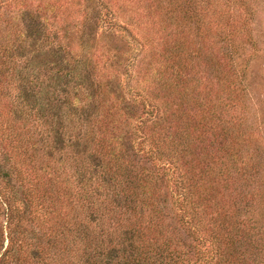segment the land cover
Wrapping results in <instances>:
<instances>
[{
    "label": "trees",
    "instance_id": "obj_1",
    "mask_svg": "<svg viewBox=\"0 0 264 264\" xmlns=\"http://www.w3.org/2000/svg\"><path fill=\"white\" fill-rule=\"evenodd\" d=\"M150 1L165 11L154 40L172 47L163 43L168 57H154L136 96L122 88L118 63L91 64L93 39L84 33L79 57L66 53L47 89L20 93L5 129L0 123V264H192L197 246L198 264H264L244 254L261 256L263 236L239 226L240 212L231 216L217 193L219 178L252 162L232 114L242 101L236 67L211 57L222 53L214 42L224 35L221 17L195 0L194 15L187 0ZM197 37L200 70H193L176 60ZM210 131L221 148L202 186L182 168L192 164L196 135ZM184 233L202 244L192 247Z\"/></svg>",
    "mask_w": 264,
    "mask_h": 264
},
{
    "label": "rangeland",
    "instance_id": "obj_2",
    "mask_svg": "<svg viewBox=\"0 0 264 264\" xmlns=\"http://www.w3.org/2000/svg\"><path fill=\"white\" fill-rule=\"evenodd\" d=\"M217 1L221 5L215 6ZM191 2L193 5L192 0L185 2L187 8L191 7ZM195 2L210 5L208 8L214 7V11L221 17L220 25L224 28V35L214 36V42L218 47L217 50L224 54L216 53L218 51L214 49L211 57L218 56L220 59L223 56V59L234 63L236 67L240 79L237 87L242 90V101L232 110V114L235 115L234 125L242 136L241 153L245 159L252 158V162L247 165L238 163L236 168L239 173L230 180L222 175L223 177L219 178L217 193H222L224 202L231 206V210L229 209L231 216L240 212L237 221L239 226L246 225V228H252L254 234L262 239V236L264 238V0H195ZM146 6L150 9L144 8ZM189 10L191 15L195 14V11L190 8ZM164 14L165 11L157 10L156 5L150 0H0V115H3L0 116V123L2 126H5L10 117L9 110L14 106L18 107L20 93L30 87L36 93L39 90H46L48 84L53 82L52 79L58 76L56 74L58 63L63 60L66 53L72 51L79 57L78 53L81 49L79 39L84 33L93 39L91 53L88 56L91 64L95 66L99 62L102 69L103 65L109 68L112 67V63H118V66H113L119 69V82L122 88L133 91L132 95L136 96L137 91L144 88L143 77L150 71L154 57L161 62L164 56L168 57L167 48L172 47L167 46L169 39L162 41L160 39L163 36L161 38L158 35L160 41H155L152 35L162 29ZM169 15H172L171 12ZM211 27L209 34L213 36L214 31ZM193 29L192 31L198 35V29ZM233 34L236 37H233ZM229 35L233 37L235 45L229 42ZM157 43L159 46L156 45ZM199 43L200 37L191 40L185 48V55L181 53V58L176 62H181L183 58L186 60V67L200 70L199 62L196 63L199 60ZM208 76L213 77L212 74ZM40 83L43 86H40ZM127 102H129L128 96ZM141 111L142 106L139 105L138 112ZM150 125L151 123L146 126L145 133L152 127ZM4 126L1 128L5 129ZM203 132L195 137L198 141L192 164L182 168L184 171L188 169L189 175L194 172L197 185L202 186L206 185L203 175L209 169L207 164L212 160L219 161L218 148H221V139L217 133L210 131L205 139L201 137ZM135 160L141 166L151 165L142 156H135ZM156 175L163 181L168 179L163 173ZM178 176L179 174L174 175V177ZM233 205H237L235 210ZM1 213H4V210ZM0 219H3L2 214ZM187 236L188 234L184 233L183 237L191 244L192 240ZM196 244L202 243L193 242L191 245L195 247ZM198 249L197 246L196 250H192V264L199 263ZM255 252L250 248L244 254H247V258L251 260H256L258 256L264 258V252L261 256L259 250Z\"/></svg>",
    "mask_w": 264,
    "mask_h": 264
}]
</instances>
